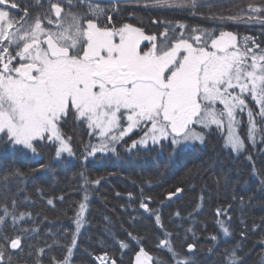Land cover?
<instances>
[{"label":"snow or ice","instance_id":"snow-or-ice-1","mask_svg":"<svg viewBox=\"0 0 264 264\" xmlns=\"http://www.w3.org/2000/svg\"><path fill=\"white\" fill-rule=\"evenodd\" d=\"M113 2L118 5L120 0ZM0 6H4L0 7V145H11L16 151L28 150L38 156L39 146L47 144L57 160L65 153L73 156L70 138L62 128L73 118L86 123L92 130L90 135L99 136L97 144L85 145V160L97 152L118 155L117 144L134 129L143 135L132 142V148L147 147L149 141L164 147L167 142L176 151L191 142L204 143L213 125L217 130L226 127L227 135L222 136L224 147L239 156L248 151L244 138L237 132L242 124L239 114L245 111L248 143L255 149L259 135V142L264 144V46L255 39L245 37L241 45L232 32L220 31L215 35L214 30H189L184 24L173 27L171 21H153L167 24L159 38L130 23L108 27L103 23L104 17L111 24L110 13L118 8H109L102 0H64L63 6L55 0L43 15L37 12L34 17L19 0H0ZM152 6L195 15L197 8L211 5L205 0H154ZM36 7H43L41 0H36ZM248 10L246 18L238 15L217 19L259 23L264 28V4L250 3ZM20 11L25 14L19 15ZM176 28L183 31L177 35ZM143 41L149 43L142 47ZM249 95L258 112L246 103ZM248 159L253 161L256 173L251 154ZM49 167L50 162L40 164L41 169ZM25 176L24 171L13 167L0 174V182L7 187L10 178ZM80 177L85 186L100 183V179L90 180L86 171ZM260 184L264 186V177ZM181 191L176 189V193ZM87 198L85 188L84 199ZM48 203L53 201L49 199ZM140 207L151 211L143 202ZM85 208L86 204L80 202L76 233ZM225 211L217 209V215ZM26 215L30 218L25 212L17 213L15 199L11 209L7 196L0 201V258L9 246L23 251L21 237H9L4 226L10 223L18 228ZM156 220L159 222L160 217L156 216ZM220 227L225 236L231 235L229 227L223 223ZM76 233L66 246L68 255L63 260L53 257L52 264H70ZM169 235L166 233L160 243L174 264H195L190 256L175 249L167 239ZM244 235L242 232L241 236ZM210 239L216 241L218 237L213 235ZM120 246L128 247L123 241ZM187 247L191 253L195 244L189 243ZM242 251L239 242L225 248L220 264H245L239 254ZM42 252L38 249V253ZM96 259L101 264H117L107 254ZM152 259L141 247L135 264H149ZM8 264H15L11 254ZM36 264H42L39 255ZM156 264L164 261L157 260Z\"/></svg>","mask_w":264,"mask_h":264},{"label":"trees","instance_id":"trees-1","mask_svg":"<svg viewBox=\"0 0 264 264\" xmlns=\"http://www.w3.org/2000/svg\"><path fill=\"white\" fill-rule=\"evenodd\" d=\"M19 2L34 17L37 12L43 15L55 0H41L42 8L36 7V0ZM60 3L63 6L64 0ZM153 3L154 0L118 5L104 3L118 10L110 13L111 24L107 16L103 23L108 27L130 23L159 38L167 24L153 21H171L173 27L184 24L189 30H214L215 35L220 31L232 32L242 44L245 37H251L264 46V28L259 23L217 19L238 15L246 18L248 5L264 4V0H205L211 6L197 8L195 15L190 11L155 7ZM52 19H56L54 13ZM181 31L176 28L177 35ZM239 118L242 124L237 132L248 149L239 156L224 147L222 136L225 133L212 128L204 143L176 151L167 142L164 147L148 144L132 148V142L140 139L142 132L132 133L117 147L118 155L98 153L85 160L84 147L90 140L88 127L73 118L62 126L75 153L72 158L55 159L47 144L39 146L38 156L28 150L16 151L10 145H0V174L13 167L26 173L23 179L10 178L7 187L0 182V201L7 196L11 209L15 199L17 213L30 214L18 228L10 223L4 226L9 237H21L23 251L7 247L0 264H8L9 254L15 264H36L38 255L42 264H52L53 257L63 260L68 255L66 246L71 244L72 234L76 233L75 218L80 202H84L86 208L76 233L77 243L70 264H99L96 257L105 254L117 264H131L141 247L153 258L152 264L157 260L174 264L160 243L166 233L170 234L167 239L175 249L190 256L195 264H220L223 250L237 242L243 249L239 254L245 264H261L264 258V186L260 179L264 177V144L259 142L258 135L257 146L252 148L247 138L248 116L243 112ZM249 154L254 159L256 173ZM49 162V168H40L41 163ZM82 171H86L90 180L100 179V183L85 186L80 177ZM85 188L87 200L84 199ZM177 188L182 191L176 193ZM170 193L176 194L170 197ZM49 199L52 204L48 203ZM141 202L151 211L141 208ZM217 209L226 211L217 215ZM156 216L160 217L159 222ZM221 223L229 227L230 236L224 235ZM21 228H35L36 231L22 232ZM242 232L246 235L241 236ZM213 235L218 237L216 241L210 239ZM121 241L128 247L121 248ZM189 243L195 244L191 253L187 247ZM38 249L43 252L38 253Z\"/></svg>","mask_w":264,"mask_h":264},{"label":"rangeland","instance_id":"rangeland-1","mask_svg":"<svg viewBox=\"0 0 264 264\" xmlns=\"http://www.w3.org/2000/svg\"><path fill=\"white\" fill-rule=\"evenodd\" d=\"M237 42H238V41H237ZM148 43H149L148 41H143L141 46L143 47L144 45H147ZM238 43H239V42H238ZM239 44L242 45V43H239ZM45 47H46V45H45ZM236 91L238 92L239 89H237ZM246 103H247L250 107H252V109H253L254 111H257V112H258V108H257V106H256V103H255V101H253V100L251 99L250 95L246 97ZM218 107L222 108L223 106H222V105H218ZM245 113L247 114L246 111H245ZM85 124H86V123H85ZM124 124H125V126H126V124H127L126 119L124 120ZM86 126H87V124H86ZM212 128H215V129H216V126L213 125ZM212 128H211V129H212ZM221 130H222V132L225 133L224 135H227L226 127H225L224 129H221ZM221 130H220V131H221ZM88 131H89V135H90V133H91L92 130H90V129L88 128ZM132 133H138V134H139V133H141V131L138 130V129H134L133 132L129 133L127 136H125V137L123 138L122 141H120V142L117 144V147L120 146L121 143H122L127 137H129ZM142 135H143V132H142L141 136H142ZM141 136H140V137H141ZM138 140H139V139H138ZM98 142H99V136H98V133H97V134H95V135H90V140H89V142H88L87 144H89V143H91V144H97ZM148 144H151V142L149 141ZM194 144H202V143H200L199 141H195V142H191V143L188 144L186 147H182V148H190V147H191L192 145H194ZM18 147H19V146H18ZM143 147H145V146H143ZM10 148H13V146L10 145ZM98 153H101V152H97L96 154H98ZM108 153H112V152H108ZM101 154H103V153H101ZM84 156H85V153H84ZM63 157H66V158H72L73 156H68V155L65 153V154H63ZM91 157H92V156H88L87 159H88V158H91Z\"/></svg>","mask_w":264,"mask_h":264},{"label":"water","instance_id":"water-1","mask_svg":"<svg viewBox=\"0 0 264 264\" xmlns=\"http://www.w3.org/2000/svg\"><path fill=\"white\" fill-rule=\"evenodd\" d=\"M133 1H143V0H120V2H133ZM103 3H114L113 0H102ZM135 255L132 257V260H131V264H135ZM111 264V262H110ZM149 264H152L150 261H149Z\"/></svg>","mask_w":264,"mask_h":264},{"label":"flooded vegetation","instance_id":"flooded-vegetation-1","mask_svg":"<svg viewBox=\"0 0 264 264\" xmlns=\"http://www.w3.org/2000/svg\"><path fill=\"white\" fill-rule=\"evenodd\" d=\"M1 7H4V6H1ZM11 11H15V12H17L16 9H15V10H11ZM19 14H24V13L20 11Z\"/></svg>","mask_w":264,"mask_h":264},{"label":"bare ground","instance_id":"bare-ground-1","mask_svg":"<svg viewBox=\"0 0 264 264\" xmlns=\"http://www.w3.org/2000/svg\"><path fill=\"white\" fill-rule=\"evenodd\" d=\"M97 261H98L99 264H101V261H99V260H97ZM110 262H111V261H109L108 264H110ZM150 262H152V260H151Z\"/></svg>","mask_w":264,"mask_h":264}]
</instances>
